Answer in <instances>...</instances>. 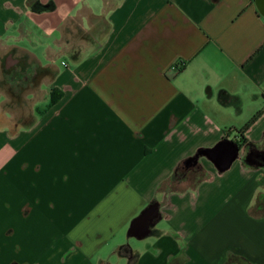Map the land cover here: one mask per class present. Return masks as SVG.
<instances>
[{
	"label": "crops",
	"instance_id": "0c3cea01",
	"mask_svg": "<svg viewBox=\"0 0 264 264\" xmlns=\"http://www.w3.org/2000/svg\"><path fill=\"white\" fill-rule=\"evenodd\" d=\"M259 197L264 0H0V264H264Z\"/></svg>",
	"mask_w": 264,
	"mask_h": 264
},
{
	"label": "water",
	"instance_id": "95a60500",
	"mask_svg": "<svg viewBox=\"0 0 264 264\" xmlns=\"http://www.w3.org/2000/svg\"><path fill=\"white\" fill-rule=\"evenodd\" d=\"M228 144L232 146V150L227 151L226 145ZM238 150V144L233 141L224 139L219 142L216 146L207 150H203L202 153L210 159V161L214 164V166L219 172H222L226 170L234 161L237 156ZM222 151L223 154L221 155Z\"/></svg>",
	"mask_w": 264,
	"mask_h": 264
},
{
	"label": "trees",
	"instance_id": "16d2710c",
	"mask_svg": "<svg viewBox=\"0 0 264 264\" xmlns=\"http://www.w3.org/2000/svg\"><path fill=\"white\" fill-rule=\"evenodd\" d=\"M57 100V96H55L54 91L51 92V103H54ZM263 108L258 110L241 128L236 129L237 134H238V143L240 145L244 144L246 142V138L244 137V132L245 130L258 118V116L262 113ZM179 170V167H178ZM178 171L176 170L175 176L174 177H178ZM234 259L237 260V262H239L240 260H243L242 258L239 257H235V256H231Z\"/></svg>",
	"mask_w": 264,
	"mask_h": 264
},
{
	"label": "rangeland",
	"instance_id": "374dc122",
	"mask_svg": "<svg viewBox=\"0 0 264 264\" xmlns=\"http://www.w3.org/2000/svg\"><path fill=\"white\" fill-rule=\"evenodd\" d=\"M250 211L255 215L264 214V199L257 198L256 201L250 207Z\"/></svg>",
	"mask_w": 264,
	"mask_h": 264
},
{
	"label": "flooded vegetation",
	"instance_id": "af4514ba",
	"mask_svg": "<svg viewBox=\"0 0 264 264\" xmlns=\"http://www.w3.org/2000/svg\"><path fill=\"white\" fill-rule=\"evenodd\" d=\"M7 60L9 61V56H7Z\"/></svg>",
	"mask_w": 264,
	"mask_h": 264
}]
</instances>
